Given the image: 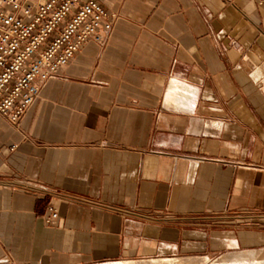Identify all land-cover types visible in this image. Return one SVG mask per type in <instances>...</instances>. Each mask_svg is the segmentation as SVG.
Here are the masks:
<instances>
[{"label":"crops","instance_id":"1","mask_svg":"<svg viewBox=\"0 0 264 264\" xmlns=\"http://www.w3.org/2000/svg\"><path fill=\"white\" fill-rule=\"evenodd\" d=\"M99 1L108 39L0 115V264H264V4Z\"/></svg>","mask_w":264,"mask_h":264},{"label":"built area","instance_id":"2","mask_svg":"<svg viewBox=\"0 0 264 264\" xmlns=\"http://www.w3.org/2000/svg\"><path fill=\"white\" fill-rule=\"evenodd\" d=\"M116 19L99 0H0V115L16 125L46 81L85 42L104 43ZM47 211L55 222L58 211Z\"/></svg>","mask_w":264,"mask_h":264},{"label":"rangeland","instance_id":"3","mask_svg":"<svg viewBox=\"0 0 264 264\" xmlns=\"http://www.w3.org/2000/svg\"><path fill=\"white\" fill-rule=\"evenodd\" d=\"M223 262L226 264H234L235 261L239 262L240 264H259V259L257 257V254H250V253H230L226 255H222L218 258H216L215 261L212 262ZM211 263V262H210Z\"/></svg>","mask_w":264,"mask_h":264},{"label":"bare ground","instance_id":"4","mask_svg":"<svg viewBox=\"0 0 264 264\" xmlns=\"http://www.w3.org/2000/svg\"><path fill=\"white\" fill-rule=\"evenodd\" d=\"M147 264H188L187 262H185L184 260H180V259H177V260H169V261H166V260H160L159 261H150L148 262ZM210 264H226V263H223V262H211ZM234 264H240L239 262H236ZM249 264V263H248ZM258 264V263H257Z\"/></svg>","mask_w":264,"mask_h":264}]
</instances>
